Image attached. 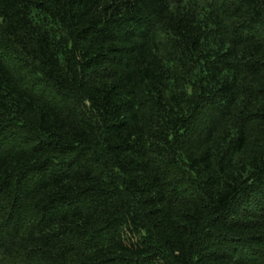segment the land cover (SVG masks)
I'll list each match as a JSON object with an SVG mask.
<instances>
[{
  "label": "trees",
  "instance_id": "obj_1",
  "mask_svg": "<svg viewBox=\"0 0 264 264\" xmlns=\"http://www.w3.org/2000/svg\"><path fill=\"white\" fill-rule=\"evenodd\" d=\"M0 264H264V0H0Z\"/></svg>",
  "mask_w": 264,
  "mask_h": 264
}]
</instances>
